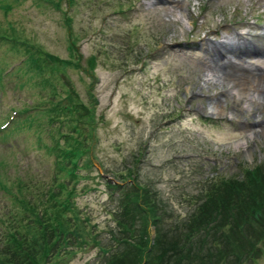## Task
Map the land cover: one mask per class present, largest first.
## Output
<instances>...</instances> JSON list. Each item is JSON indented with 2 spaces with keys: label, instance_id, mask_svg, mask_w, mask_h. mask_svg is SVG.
I'll return each instance as SVG.
<instances>
[{
  "label": "rangeland",
  "instance_id": "374dc122",
  "mask_svg": "<svg viewBox=\"0 0 264 264\" xmlns=\"http://www.w3.org/2000/svg\"><path fill=\"white\" fill-rule=\"evenodd\" d=\"M59 1L60 9L40 0H0V29L14 25L31 48L42 47L61 58H69L71 31L78 37L83 59L91 54L97 57L94 80L76 68L67 74L84 100H89L85 82L93 80L99 99L96 143L89 154L93 164L80 170L92 177L75 184L73 200L78 224L88 218L101 245L83 246V236L70 234L66 254H60L55 264H102L109 254L103 250L113 243L110 233L119 227L112 213L120 210V189L132 184L133 177L160 191L173 212L171 222L191 212L207 175L239 178L244 168L264 160V95L250 90L245 81L264 73L251 74L238 66L245 67L248 60L264 67V52L249 40L234 37L239 31L264 27V0H189L185 20L172 0ZM67 16L71 27L65 22ZM222 40L237 54L224 51L221 55L217 49ZM14 47L0 42V123L7 121L13 105L48 98L49 91L37 84L40 75L26 71L25 50ZM249 51L255 55L245 57ZM223 54L232 56L236 65L224 69L218 61H226ZM220 97L223 111L214 107ZM12 126L0 129L1 166L9 173L8 184L16 174L25 181L33 174L37 181L39 175H47L54 156L40 146L34 133L37 123L16 131ZM41 137L50 142L49 135ZM129 166L138 169L136 176L126 177ZM99 170L111 176L106 180H119L120 188L110 189ZM83 184L89 187L85 192ZM0 199L1 214L2 206H11L12 199L2 188ZM69 215L74 217L72 212ZM148 233L156 235L151 224ZM216 237L207 238L208 244ZM242 264H264V252Z\"/></svg>",
  "mask_w": 264,
  "mask_h": 264
},
{
  "label": "trees",
  "instance_id": "16d2710c",
  "mask_svg": "<svg viewBox=\"0 0 264 264\" xmlns=\"http://www.w3.org/2000/svg\"><path fill=\"white\" fill-rule=\"evenodd\" d=\"M40 1L50 2L57 9L61 7L59 0ZM70 21L67 16L65 22L69 26ZM7 29H0V42L15 46L13 49L23 47L26 71L40 75V82L36 83L49 92L47 99L38 102L47 105L35 102L22 107L13 105L0 129L13 125L12 131H16L26 124L37 123L34 133L38 142L54 156V161L47 175H39L37 181H33V174L27 181L16 174L13 183L8 184L9 173L1 166L0 158V188L12 199V205L2 206L6 211L0 214V264H55L60 254H66L67 250H63L70 234L76 238L83 236L80 241L83 246L101 245L88 218L78 224L73 200L77 194L75 184L80 178L92 177L80 170L93 164L89 154L96 143L99 122L95 114L99 99L93 81L97 57L91 54L83 59L76 45L78 37L71 31L69 58H61L42 47L31 48L14 25L9 24ZM16 50L21 51V47ZM75 68L93 78L85 82L89 100L79 96L67 74V70ZM31 111L40 114L30 115ZM44 126L50 129H43ZM42 134L49 135L50 142H43ZM12 165L17 167L18 162L13 161ZM136 170L127 167L126 177L133 173L136 176ZM242 173L239 178L207 175L191 212L171 222L168 219L173 212L160 191L151 184L136 182L133 177L132 184L120 189V210L112 213L119 227L110 233L109 240L113 243L103 250L109 254L102 264H242L246 258L253 260L264 252V160L244 168ZM105 183L115 191L122 184L106 178ZM81 188L83 192L89 189L87 184ZM71 212L74 217L69 215ZM150 224L155 228L154 237L148 233ZM216 234L215 240L208 244L207 238ZM260 235L261 240H257ZM221 241L227 243L223 246Z\"/></svg>",
  "mask_w": 264,
  "mask_h": 264
},
{
  "label": "bare ground",
  "instance_id": "6f19581e",
  "mask_svg": "<svg viewBox=\"0 0 264 264\" xmlns=\"http://www.w3.org/2000/svg\"><path fill=\"white\" fill-rule=\"evenodd\" d=\"M172 2L176 5L177 8H179L180 12L179 14L181 15V20H185V18H187V12L188 10L187 9V5H188V2L189 0H172ZM236 39H239V40H243V41H246V40H249L250 42H252L255 46H260L261 49L263 48L264 49V27H259L258 29H253V31H239L235 34L234 36ZM261 39V40H260ZM224 40L220 41L219 43H222ZM242 41V42H243ZM222 51H225V53L229 54V55H235L234 54V50H229L228 48H225L224 45H222L221 47ZM241 49V48H240ZM233 52V54L231 53ZM252 56V53H248V54H245V57H248L250 58ZM231 57L230 58H226V61H222V59H219L218 61H220V64H222V66L224 67V69H228L226 68L227 66H230V64H235L236 61H232L231 60ZM245 67H250L254 64L252 63H249V61H245ZM236 65V64H235ZM222 67V68H223ZM238 67V66H236ZM261 67V66H260ZM243 69V68H242ZM261 69L263 70L261 73H264V67H261ZM238 70V69H237ZM244 71H250V70H245L243 69ZM255 72V71H254ZM251 73V72H250ZM252 74V73H251ZM210 74L207 73L205 74V77L209 76ZM213 77V76H212ZM264 75L262 74H258L256 76V79H251V78H247L245 79V81L250 85V90H253V91H257V93H260V94H263L264 95V83H262L264 80ZM243 78V77H242ZM251 79V80H250ZM225 80V79H224ZM238 81V80H237ZM244 81V82H245ZM242 82V81H241ZM244 82L242 84H244ZM231 83V82H230ZM235 84V83H234ZM237 84V83H236ZM228 85V84H227ZM240 85V84H239ZM238 85V87H239ZM236 86V85H235ZM244 86V85H243ZM259 86V87H258ZM241 89V88H240ZM241 91V90H240ZM243 91V90H242ZM248 94V93H247ZM255 94V93H254ZM249 95V94H248ZM223 99H221V97L219 99H217L215 101V108L219 109L218 111H223ZM261 112H264L261 111ZM224 113V112H223ZM226 113V112H225ZM219 114V113H218ZM264 123V122H263ZM250 154V152H249Z\"/></svg>",
  "mask_w": 264,
  "mask_h": 264
},
{
  "label": "water",
  "instance_id": "95a60500",
  "mask_svg": "<svg viewBox=\"0 0 264 264\" xmlns=\"http://www.w3.org/2000/svg\"><path fill=\"white\" fill-rule=\"evenodd\" d=\"M256 68H257V67H256ZM256 68L254 67V69H256ZM254 69H250V70H254ZM259 70L262 71L261 69H259ZM100 173H102V175H103L104 177H106L107 179H112L111 176L104 174L102 171H101ZM112 181H114V183L119 182L117 179H114V178H113Z\"/></svg>",
  "mask_w": 264,
  "mask_h": 264
}]
</instances>
